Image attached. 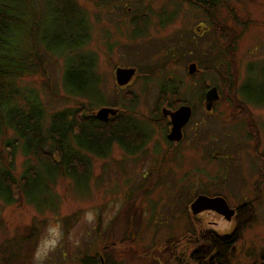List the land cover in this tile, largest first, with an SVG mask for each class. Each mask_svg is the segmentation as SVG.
Here are the masks:
<instances>
[{
    "label": "rangeland",
    "instance_id": "374dc122",
    "mask_svg": "<svg viewBox=\"0 0 264 264\" xmlns=\"http://www.w3.org/2000/svg\"><path fill=\"white\" fill-rule=\"evenodd\" d=\"M34 1L40 14L36 25L30 19V31L38 37L45 27L41 10L51 14L53 3H59ZM115 3L120 5L77 0L90 26L89 40L81 49L96 53L94 71L102 101L89 105L87 95L66 91L63 56L58 54L44 55L41 70L18 81L39 93L45 106L44 124L51 111L63 107L83 105L86 112L94 113L101 106H113L149 129V137L131 150L111 142L106 155L92 157L88 178L75 183L69 176L55 177L52 208L39 211L25 198L12 203L0 199V264H33L49 224L59 225L64 239L45 264H83L84 254L95 255L99 264H178L176 256L184 262L187 250L180 251L196 246L192 239H199L200 229L227 233L235 228V210L230 219L217 211L206 217L202 210L193 212L190 202L200 193L222 195L231 207L246 203L248 212L241 207L239 216L247 221L231 263L260 259L264 254V103L249 100L244 89L264 86V73H260L264 0H220L212 10L193 0ZM160 8L175 10L163 26L158 23ZM111 11L119 14L111 18ZM142 13H146L147 34L133 39L131 18ZM175 32L190 34L194 40L180 56L165 62L164 44ZM41 47L45 48L43 43ZM190 61L198 68L193 72H188ZM116 66L136 67L123 86L116 82ZM162 79L174 81V92H159ZM212 84L219 97L207 109L203 92ZM180 102L191 105L192 113L183 139L168 143L162 137L168 116L160 118L157 109ZM12 133L8 129L0 135L4 160L8 149L3 140ZM30 159L35 163L31 154ZM24 160V153L16 149L17 175ZM38 200L43 204L47 199L40 195ZM89 211L95 215L92 224L84 219ZM213 217L216 223L209 221ZM73 234L80 238L79 246L69 239Z\"/></svg>",
    "mask_w": 264,
    "mask_h": 264
},
{
    "label": "trees",
    "instance_id": "16d2710c",
    "mask_svg": "<svg viewBox=\"0 0 264 264\" xmlns=\"http://www.w3.org/2000/svg\"><path fill=\"white\" fill-rule=\"evenodd\" d=\"M115 1L119 0H103L107 5H120ZM193 1L207 10L220 3V0ZM58 3H53L51 14L44 8L41 10L45 27L37 37L33 30L30 31V19L36 25V16L40 14L37 3L34 0H0V135L8 129L13 131V136L3 140V145L8 149L6 160L0 152V199L12 203L25 198L39 211L55 206L52 197L55 177L60 174L69 176L75 183L88 178L92 157L106 155L111 142L131 150L142 145L147 138L138 123L129 122L125 112L118 110L117 114L104 120L86 112L83 105L53 110L44 124L45 106L39 93L18 81L40 71L44 55L63 56V85L67 92L87 95L89 105L93 101H102L94 71L96 53L81 49L89 40L90 26L86 11L77 4V0H58ZM174 11L160 8L158 23L163 26L170 22ZM110 13L111 18L119 14ZM137 16L131 18L133 27L130 36L133 39L146 35L148 31L146 13L139 18ZM193 40L190 34L175 32L171 35L168 43L164 44L168 51L164 56L165 62L173 56H180ZM260 73H264V69ZM174 87L172 79H162L159 92H174ZM244 94L251 101L264 103V86L260 84L253 88L248 85ZM18 148L25 155L19 175L13 166L14 153ZM30 154L34 156L35 163L31 162ZM40 195L47 199L43 204L38 200ZM245 204L234 207L236 223L232 231L220 233L213 228L200 229L197 235L200 241L192 239L198 242L196 246L183 251V254H188L184 262L178 256L174 258L178 264H232L236 250L234 245L242 236L247 221L239 216L242 215L241 207L244 213L248 212L244 209ZM210 213L214 214L213 211ZM81 261L83 264H99V258L91 254H84ZM249 264H264V254Z\"/></svg>",
    "mask_w": 264,
    "mask_h": 264
},
{
    "label": "water",
    "instance_id": "95a60500",
    "mask_svg": "<svg viewBox=\"0 0 264 264\" xmlns=\"http://www.w3.org/2000/svg\"><path fill=\"white\" fill-rule=\"evenodd\" d=\"M196 67L194 61L188 63V72H193ZM136 68L134 66H116L115 67V79L117 84H126L131 76L135 73ZM205 96V107L210 109L214 100L219 97L218 89L215 84L210 85L204 93ZM117 111L116 107L113 106H101L97 109L94 114L102 119H106L108 114H115ZM192 112L191 106L186 103L180 104L174 110H168L171 117V128L168 132V137L171 139H179L181 137V127L188 120ZM190 209L193 212H198L204 209H212L218 213L230 219L234 213L235 208L231 207L222 195H207L198 194L191 202Z\"/></svg>",
    "mask_w": 264,
    "mask_h": 264
},
{
    "label": "clouds",
    "instance_id": "9594fccd",
    "mask_svg": "<svg viewBox=\"0 0 264 264\" xmlns=\"http://www.w3.org/2000/svg\"><path fill=\"white\" fill-rule=\"evenodd\" d=\"M84 219L89 223H94L95 215L93 212L89 211L85 213ZM64 239V233L59 225L49 224L45 233L42 234L36 250L33 255V264H45L48 257L56 251V249L61 245ZM72 241L73 246L80 245V238L75 234L69 237Z\"/></svg>",
    "mask_w": 264,
    "mask_h": 264
},
{
    "label": "flooded vegetation",
    "instance_id": "af4514ba",
    "mask_svg": "<svg viewBox=\"0 0 264 264\" xmlns=\"http://www.w3.org/2000/svg\"><path fill=\"white\" fill-rule=\"evenodd\" d=\"M127 84V83H126ZM123 85H125V84H123ZM123 85H120V86H123ZM209 86H207L206 88H205V90L208 88ZM205 90H204V92H203V98L205 99V96H204V93H205ZM182 103H185V102H180L176 107H173L171 104V106L170 107H167V106H161V107H159L158 109H157V111H158V113H159V116H160V118H165L166 116H168V120H167V124L166 123H164L165 125H164V127H163V130H162V137H163V139H164V141L165 142H171V143H173V144H176V143H178L179 141H181L182 139H183V137H184V131H185V126H186V124L188 123V120H189V118H188V120L182 125V127H181V137L179 138V139H171V138H169L168 137V132L170 131V128H171V117H170V114L168 113V110H174L175 108H177L180 104H182ZM214 103V102H213ZM187 104V103H186ZM191 106V105H190ZM191 109H192V106H191ZM117 112H118V110L116 111V113L115 114H117ZM192 113V112H191ZM115 114H109L108 115V117L106 118V119H109V117H111L112 115H115ZM127 116H129V118H128V120H129V122H136L137 121V119L135 118H133L132 117V115H129V114H126ZM191 115V114H190ZM190 117V116H189ZM99 118V117H98ZM99 119H102V118H99ZM106 119H104V120H106ZM160 120V119H159ZM137 123V122H136ZM139 126H140V124H139ZM142 128H143V130L145 131V135H147V138L145 137V140L143 141V144L147 141V139H148V137H149V132H150V130L149 129H147L144 125H142L141 126ZM224 151V150H223ZM225 153H227L226 151H224V154ZM228 154H230L232 157H237V155H233L232 153H228ZM238 158V157H237ZM211 211H214V210H212V209H204V210H202L200 213L201 214H204V216L206 217V215H208V213H210ZM211 214V213H210ZM213 216V215H212ZM214 218V217H213ZM209 221L210 222H216V219L214 218V219H209ZM177 246V245H176ZM185 249H183L182 251H180V252H182L183 253V251H184Z\"/></svg>",
    "mask_w": 264,
    "mask_h": 264
}]
</instances>
